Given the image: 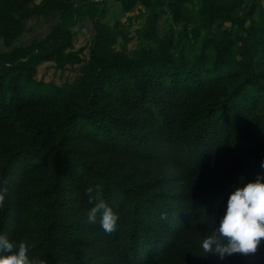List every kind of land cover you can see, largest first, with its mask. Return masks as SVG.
Returning a JSON list of instances; mask_svg holds the SVG:
<instances>
[{
	"label": "trees",
	"instance_id": "obj_1",
	"mask_svg": "<svg viewBox=\"0 0 264 264\" xmlns=\"http://www.w3.org/2000/svg\"><path fill=\"white\" fill-rule=\"evenodd\" d=\"M109 1L0 0V234L36 264H264V242L223 258L199 246L234 187L264 174V0H113L144 9L131 53L116 49L127 35ZM82 15L96 30L87 58ZM45 63L74 81L39 80ZM89 186L115 231L88 222Z\"/></svg>",
	"mask_w": 264,
	"mask_h": 264
},
{
	"label": "clouds",
	"instance_id": "obj_2",
	"mask_svg": "<svg viewBox=\"0 0 264 264\" xmlns=\"http://www.w3.org/2000/svg\"><path fill=\"white\" fill-rule=\"evenodd\" d=\"M264 168V160L260 161ZM6 188H0V205L5 199ZM88 202L87 220L96 223L99 218L101 228L110 233L116 230L119 215L100 195L99 189L86 188ZM264 242V174L255 180L237 185L230 192L225 212L218 226L200 242L204 253H214L223 258L234 253L250 254L258 250ZM0 264H36L30 259L29 246L24 240H10L0 234Z\"/></svg>",
	"mask_w": 264,
	"mask_h": 264
},
{
	"label": "rangeland",
	"instance_id": "obj_3",
	"mask_svg": "<svg viewBox=\"0 0 264 264\" xmlns=\"http://www.w3.org/2000/svg\"><path fill=\"white\" fill-rule=\"evenodd\" d=\"M79 1V0H72ZM92 3H96L99 0H89ZM107 13L105 14L106 20L112 24L115 22V18H120L123 31L126 33L127 39L123 37L119 38L116 49L127 53L133 52L139 46V34L138 30L142 26V22L145 19L144 9L142 6H138L131 12L121 14L120 5L113 0H110L107 4ZM264 12V7L262 8ZM60 21V15L55 13L48 17L34 18L30 21L27 31L22 35L16 46L27 45L34 39L42 38L46 35L50 29ZM160 31L167 30L168 24L166 23V17L163 16L159 23ZM74 31L76 32L75 46L77 49L85 48V57L89 56V45L92 42L96 30L89 19L88 15L79 16L74 25ZM0 49H4L0 46ZM76 76V72L72 70H57L52 63H45L39 67L38 79L45 83H55L59 85H70Z\"/></svg>",
	"mask_w": 264,
	"mask_h": 264
}]
</instances>
